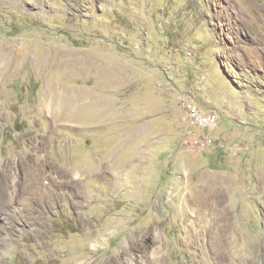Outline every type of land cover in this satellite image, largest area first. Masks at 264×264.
Instances as JSON below:
<instances>
[{"label": "rangeland", "instance_id": "1", "mask_svg": "<svg viewBox=\"0 0 264 264\" xmlns=\"http://www.w3.org/2000/svg\"><path fill=\"white\" fill-rule=\"evenodd\" d=\"M0 264H264V0H0Z\"/></svg>", "mask_w": 264, "mask_h": 264}, {"label": "built area", "instance_id": "2", "mask_svg": "<svg viewBox=\"0 0 264 264\" xmlns=\"http://www.w3.org/2000/svg\"><path fill=\"white\" fill-rule=\"evenodd\" d=\"M185 106L192 126L200 129H212L218 126V115L215 111H204L194 101L186 102ZM206 141L211 142L212 140L208 138Z\"/></svg>", "mask_w": 264, "mask_h": 264}, {"label": "bare ground", "instance_id": "3", "mask_svg": "<svg viewBox=\"0 0 264 264\" xmlns=\"http://www.w3.org/2000/svg\"><path fill=\"white\" fill-rule=\"evenodd\" d=\"M4 169L9 171V166H5ZM215 190H217V189H211L210 192H212V195L214 194Z\"/></svg>", "mask_w": 264, "mask_h": 264}]
</instances>
